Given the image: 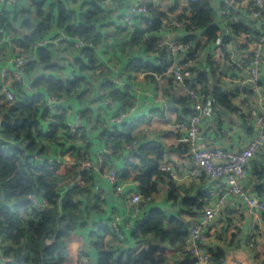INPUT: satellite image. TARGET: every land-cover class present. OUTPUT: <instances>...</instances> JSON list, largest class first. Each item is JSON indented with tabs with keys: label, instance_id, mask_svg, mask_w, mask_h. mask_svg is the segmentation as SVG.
Returning a JSON list of instances; mask_svg holds the SVG:
<instances>
[{
	"label": "trees",
	"instance_id": "1",
	"mask_svg": "<svg viewBox=\"0 0 264 264\" xmlns=\"http://www.w3.org/2000/svg\"><path fill=\"white\" fill-rule=\"evenodd\" d=\"M103 1L88 0L84 2L78 15L67 9L63 2H57V26H61L71 35L85 36L99 44L102 38L100 27L113 25L109 24L110 12ZM30 2L40 6L43 1L30 0ZM148 4L151 8L149 14L154 17V23L145 31H132L129 42L142 41L148 50L157 51L154 48L155 39L144 38V34L158 29L167 12L152 3ZM189 8V17L195 28L198 29L197 32L188 36L189 39L196 40V45L192 50V55L196 56L202 49L208 47L211 41L218 39V26L215 24V11L211 0L190 2ZM169 9L173 10L174 8L170 7ZM39 14L42 13L39 11ZM48 14L41 22L39 21L33 26L30 33L17 39L20 46L27 48L36 39L47 36L45 31L50 26L52 10ZM184 15H186L185 12H182L178 16L181 18ZM0 19L4 21L5 28H15L13 18L10 19L8 15L1 14ZM23 23L27 28L33 25L28 12ZM238 27L249 32L243 23H240ZM201 37L204 38L203 41H201ZM225 44L226 40L219 44L218 52L225 49ZM86 53V60L76 56V64L80 70L94 68L96 60L94 50L86 48ZM50 55L51 49L48 46L38 48L36 58L30 62V69L35 63H50ZM158 56L160 57L158 65L152 61L140 62V66H136V70L147 68L156 74H163L169 58L165 50L160 51ZM207 61L219 82L220 76L216 72L217 57L208 56ZM136 62L138 61L135 60L134 63ZM163 76L172 82L171 78ZM198 77L206 95L211 94L215 102L227 109L235 110L237 108L229 98V93L219 83L213 87L208 86L207 70H201ZM85 78L84 74L78 73L68 78L56 74H42L35 78L33 83L45 86L57 95L68 94L81 99L85 92L77 93L75 87L82 84L87 85L84 82ZM108 86H110L109 83H104V90ZM14 88L17 97L15 102L11 105L0 103L2 124L0 130V235L4 255L12 256V261L8 264H67L71 234L77 227L87 224L92 228L89 230V241L93 250L96 251V264H138L131 248L115 254V244L106 242L103 236L97 235L99 231L106 230V226L100 223L96 227L89 225L90 218L94 212L101 210L100 206L104 201L93 191L92 186L95 180L92 175L84 173V185H68L62 205L57 204L58 185L65 176L58 173V162L48 156L59 150L64 152L62 139L69 136L65 123L66 108L61 106L55 114H52L46 107L42 94H26L21 84L18 83L14 84ZM110 94L121 108L127 107L133 101V96L128 89L113 88ZM98 99L100 100L101 96ZM180 102L184 107V112L187 113L189 109L186 98L183 96ZM80 111L87 119L98 118L101 115L100 108L82 106ZM45 123H48L49 129L45 130ZM131 123L123 122L113 125H104L103 123L101 125L97 119L98 129L92 137L95 142L111 144L115 150L113 155L116 158L122 157L125 155V145L134 138L140 137L131 134ZM91 139L90 134L86 130H82L75 138L78 144L70 146V149L76 153L81 151L88 153L92 149ZM15 143H19L23 147ZM137 153L140 163L134 164L133 167L138 168V171L131 174L130 170L125 168L120 173V178L139 180L140 190L145 195L160 190L167 191L168 198L179 204L180 211L176 215H169L163 209L153 206L149 210L148 218L138 225L137 232L133 237L137 243L149 240L159 242L160 246L154 248V254L160 264H170L169 247L177 248L184 244L188 227L192 222L185 220L181 215L196 216L202 213L207 205L206 194L203 192L198 196H193L188 188L176 183L169 172L160 169L161 164L167 158V152L158 142L151 144L141 142ZM257 177L258 182L254 191L264 197V172ZM34 193H43L48 202L42 211L28 207L27 196ZM261 215L264 219V210L261 211ZM117 248L120 246L118 245ZM208 252L211 264H228L227 254L223 248L212 247L208 249ZM197 260L198 256L187 252L174 264H196Z\"/></svg>",
	"mask_w": 264,
	"mask_h": 264
},
{
	"label": "built area",
	"instance_id": "2",
	"mask_svg": "<svg viewBox=\"0 0 264 264\" xmlns=\"http://www.w3.org/2000/svg\"><path fill=\"white\" fill-rule=\"evenodd\" d=\"M43 1V0H37ZM189 3L196 0H187ZM225 7L213 6L215 11V24L218 26V39L211 41L207 49V57H217V74L220 76L219 84L229 93V98L233 90H243L244 86H249L252 93L260 94L263 90L261 84V70L264 65V0H224ZM18 0H0V15L15 16ZM150 6L142 0L134 2L123 12L122 20L115 26L120 29L134 30V24L141 16L149 14ZM190 14V11H189ZM189 14L179 17L177 15H166L158 29L145 32V37L155 39L154 58H149L155 64L160 63L158 56L160 51L165 50L169 60L165 64L163 74L172 79L178 86L182 96L186 98L189 111L182 120L176 122V127L186 132V144L192 154L193 164L190 170L192 177H208L210 179H222V186L216 187L217 199L213 205L205 207L204 211L193 216L188 227V234L184 244L179 247V252L185 255L187 252L198 256L196 264H211L210 254L198 242H205L217 233L215 220L218 212L224 204L228 195L238 196L248 208H255L259 212L264 210V197L249 190L244 185L247 176L246 164L261 148H264V112L258 113L251 110L247 115L253 125L257 128L254 137L242 148L232 150L214 143L202 144L200 134L204 122V102L206 93L203 84L199 82V72L203 70L201 53L192 55V50L196 45V40L189 39L188 36L198 29L193 25ZM243 23L249 32L238 27ZM190 26V28H188ZM123 30V29H122ZM146 30V29H145ZM141 30V31H145ZM182 31L180 37L174 36L173 32ZM0 46L7 44V53L0 65V103L11 105L16 100L14 84H21L26 94H42L46 107L55 114L59 107L66 108L65 123L69 136L62 139L64 152L57 151L49 155L50 159L56 160L59 164L58 173L64 175V179L58 185L59 198L57 204L63 203L68 185H84V173L92 175L95 183L92 186L95 194L104 199L100 206V211L94 212L89 220V225L100 223L107 227L97 235L104 237L106 242L115 244V254L131 248L136 255L137 251L146 246L147 242L137 243L133 235L137 232L138 225L148 218L149 210L154 206V193L145 195L141 192V183L134 179H121L120 173L123 169L138 170L133 167L139 164L137 148L141 144L140 137L134 138L125 145V155L116 158L114 148L111 144L95 142L92 135L97 131L96 118L87 119L80 111V107L70 104L73 95H57L45 86L35 85V78L29 76L30 62L36 58V50L40 47L49 46L61 40L72 42L76 56L86 60V48L96 50L99 44L85 36L77 34L71 35L61 29L59 36L47 35L36 39L27 48L14 43L12 35L0 26ZM201 37V41H203ZM226 40L223 51L218 52L219 44ZM147 49V47L145 46ZM205 52V51H204ZM223 62H226L223 65ZM112 73L107 80L101 84L109 83L106 90L101 91L99 100L101 108H105L108 113V122L130 123L132 113L138 108V99L151 96L150 90L132 86V82L122 77L119 69L112 68ZM142 70V69H141ZM234 87L232 90L223 86L222 80ZM217 83V84H218ZM103 86V85H102ZM105 87V86H104ZM128 89L133 101L121 108L117 101L110 94L111 89ZM86 90L85 85L75 87L77 93ZM136 90V91H135ZM137 92L133 94V92ZM118 107V113L113 114V108ZM237 112L243 114V110L237 107ZM45 130L48 123H45ZM86 130L92 138V149L88 153L81 151L74 152L70 146L78 144L76 136ZM23 147L19 143H15ZM39 158L38 155H36ZM160 169L170 174L174 173L171 165L161 164ZM137 172V171H136ZM130 180V181H129ZM28 207H33L42 211L48 202L43 193L30 194L27 196ZM93 226V228H95ZM92 230V228H90ZM1 238V235H0ZM94 238V237H93ZM120 248H117V246ZM96 252V251H95ZM94 256H96L94 254ZM79 264H96V257L91 252H82L79 255ZM12 261V256H5L2 248V238L0 239V264H8Z\"/></svg>",
	"mask_w": 264,
	"mask_h": 264
},
{
	"label": "crops",
	"instance_id": "3",
	"mask_svg": "<svg viewBox=\"0 0 264 264\" xmlns=\"http://www.w3.org/2000/svg\"><path fill=\"white\" fill-rule=\"evenodd\" d=\"M88 0H43L40 6L33 4L30 0H18L15 16L8 15L14 21L15 28L8 29L3 26L4 21L0 19V26L12 35L14 43L20 46L22 35L30 33L33 26L48 16L50 10V26L46 29V35L59 36L62 29L57 26L58 7L57 2H63L67 9L78 15ZM152 3L159 9L167 12L168 16H174L185 12L189 14L190 3L187 0H142ZM134 2V0H104L103 3L109 9V24L112 26H101V40L99 47L94 50L96 57L94 68L80 70L76 64V50L72 42L61 40L57 43L49 44L51 49L50 63H35L30 70L29 76L37 78L42 74H56L65 78L75 74H84V82L87 84L85 94L81 99L75 96L70 98V104L74 107L89 106L100 108V117L96 118L100 124L109 125L105 108H101L99 95L104 90L101 81L107 80L112 73V68L119 69L122 77L132 82L135 88L141 87L150 90L152 95L138 99V108L132 113L131 134L141 137L142 142H158L167 152V158L163 164L171 165L174 169L173 179L179 185L188 188L193 196L205 192L207 206L213 205L216 196V187L222 186V179H210L208 177L190 176L193 164L192 154L186 144V132L176 127V122L185 117L184 107L181 104L182 93L178 86L166 80L163 75H158L154 71L141 68L140 62L151 61L155 51L145 48L141 42L130 43L129 38L134 30H145L154 23V17L146 14L137 19L134 30L120 29L115 26L122 20L123 12ZM213 6L225 7L224 0H211ZM173 7V10L169 8ZM24 9V11H23ZM39 11L42 14H39ZM28 12L32 27L27 28L23 23ZM182 31L173 32L174 36L180 37ZM2 33H0L1 37ZM144 38L145 35H144ZM143 38V39H144ZM8 46H0V65L6 55ZM205 51V52H204ZM201 53L203 69L207 70L208 86L213 87L218 83V77L212 71L210 63L207 61V49ZM36 55V53H35ZM135 60L138 62L134 63ZM226 62H223L225 65ZM217 72V68H216ZM261 84L263 90L260 94L243 90H233L230 99L243 114L235 110H230L214 101L211 94H207L204 102V122L200 134V142L203 144L214 143L225 148L238 150L244 147L257 133V128L248 117L251 110L258 113L264 112V65L261 70ZM137 86V87H136ZM231 88V89H230ZM227 89L232 90L234 87ZM16 91V90H15ZM136 91V90H135ZM133 92V91H132ZM137 92H133L136 94ZM173 96L174 104L167 105L169 98ZM119 108H113V114L118 113ZM102 121V122H101ZM2 124L0 121V130ZM187 148V149H185ZM152 156V154H151ZM161 162V161H160ZM247 176L244 185L255 192V185L258 182V175L264 172V148H261L246 164ZM136 170H130L131 174ZM172 175V174H171ZM130 179V178H129ZM130 181V180H129ZM256 193V192H255ZM154 206L166 211L169 215H176L180 211L179 204L168 198L167 191H156L154 193ZM185 220H191L193 216L182 214ZM217 233L214 237L205 242H198L203 249L223 248L227 254L228 264H263L264 263V219L261 212L255 208H248L242 200L235 195H228L222 204L218 216L215 220ZM90 226H79L74 230L69 239V257L67 264H79V255L82 252H91L96 255L93 246L89 241ZM1 239V238H0ZM169 263L174 264L181 258L179 247H169ZM203 264V263H200Z\"/></svg>",
	"mask_w": 264,
	"mask_h": 264
},
{
	"label": "water",
	"instance_id": "4",
	"mask_svg": "<svg viewBox=\"0 0 264 264\" xmlns=\"http://www.w3.org/2000/svg\"><path fill=\"white\" fill-rule=\"evenodd\" d=\"M244 89L250 92L249 86H244ZM174 104V98L171 96L167 102L168 106ZM160 246L159 242H153L149 240L146 246H142L135 255V260L138 264H160L156 255L154 254V248Z\"/></svg>",
	"mask_w": 264,
	"mask_h": 264
},
{
	"label": "rangeland",
	"instance_id": "5",
	"mask_svg": "<svg viewBox=\"0 0 264 264\" xmlns=\"http://www.w3.org/2000/svg\"><path fill=\"white\" fill-rule=\"evenodd\" d=\"M222 82L224 83L223 84L224 87H231V84L226 82L225 79H223Z\"/></svg>",
	"mask_w": 264,
	"mask_h": 264
}]
</instances>
